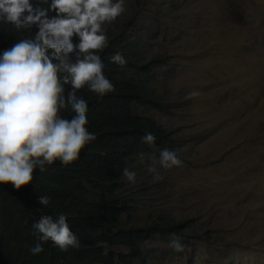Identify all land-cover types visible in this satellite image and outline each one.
Masks as SVG:
<instances>
[{"label":"rangeland","instance_id":"rangeland-1","mask_svg":"<svg viewBox=\"0 0 264 264\" xmlns=\"http://www.w3.org/2000/svg\"><path fill=\"white\" fill-rule=\"evenodd\" d=\"M137 1L148 24L134 32L170 56L154 81L172 109L155 118L175 130L182 161L137 165L162 171L148 194L193 228L179 236L180 252L172 236L150 243L164 253L153 264H264V0ZM139 204L142 215L156 207Z\"/></svg>","mask_w":264,"mask_h":264},{"label":"trees","instance_id":"trees-1","mask_svg":"<svg viewBox=\"0 0 264 264\" xmlns=\"http://www.w3.org/2000/svg\"><path fill=\"white\" fill-rule=\"evenodd\" d=\"M135 1L119 19L125 24L114 22L104 28L108 46L99 54L105 64L108 53L120 52L128 60L123 68L108 65L114 91L103 98L93 97L94 93H84V90L77 92L88 101L89 130L95 133V140L81 151L79 160L72 165L56 162L43 172L34 171L35 188L25 185L14 190L10 184L0 186L3 235L0 259L4 264H149L154 255L143 246L157 236H164L163 227L173 233L193 229L188 219L166 223L168 213L164 210L151 211L143 218L138 213L140 204L132 205V196L147 195L153 185L161 184L155 183L152 174L137 165V161L153 162L150 157L158 158L159 150L164 148L174 150L179 157L181 150L171 128L153 117L137 114L141 103L148 104L145 110L155 109L160 113L171 110L172 105L154 88V73L167 64L170 56L161 50L154 52V46L134 32L136 25L148 24V17L143 18L145 6L138 1L133 4ZM161 15L159 10V15L153 17V28L160 27ZM172 25H166V29L172 30ZM143 28L147 32L155 31L145 25ZM2 31L4 38L20 35L10 27ZM64 87L67 92L69 85ZM72 114L67 110L63 113ZM146 132L156 137L151 146L142 141ZM125 167L136 171L137 186L123 178ZM40 195L49 197L48 206L38 203ZM59 213L66 215L70 229L80 238L79 246L61 252L46 242L43 252L31 255L28 249L36 241L32 223L42 214L55 218Z\"/></svg>","mask_w":264,"mask_h":264},{"label":"clouds","instance_id":"clouds-1","mask_svg":"<svg viewBox=\"0 0 264 264\" xmlns=\"http://www.w3.org/2000/svg\"><path fill=\"white\" fill-rule=\"evenodd\" d=\"M125 3L126 0H0V186L10 184L14 190L25 185L35 188L34 171L43 172L56 162L72 165L95 140V133L89 130L88 101L77 92L84 90L103 98L114 91L108 65L123 68L128 63L127 56L108 53L105 64L99 53L108 46L105 26L124 23L119 19L127 13ZM5 27L20 35L4 38ZM65 85H69L67 92ZM147 105L141 103L137 114L159 122L155 116L162 114L160 110H145ZM66 110L73 114L63 115ZM155 139L151 132L142 137L150 146ZM150 159L157 160L162 169L182 164L176 152L167 148L159 150L158 158ZM147 171L153 180L161 178L154 163L147 165ZM122 176L129 184L136 183L135 170L125 167ZM150 195L153 194L147 193L146 199L142 194L132 196V205L155 204L151 211H166V223L181 220L171 217V212L156 204ZM38 203L48 206L49 197L40 195ZM148 214L140 215L145 218ZM31 227L36 236L28 249L31 255L43 252L46 242L61 252L79 246L80 238L72 232L63 213L55 218L42 214ZM163 230L164 236L143 246L154 255L149 264L159 262L164 254L147 248L155 240L166 241V236H172L170 248L176 252L186 248V242L183 245L179 237L186 231L173 233L167 227ZM2 236L0 232V241ZM0 264H4L1 259Z\"/></svg>","mask_w":264,"mask_h":264}]
</instances>
